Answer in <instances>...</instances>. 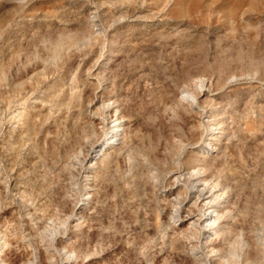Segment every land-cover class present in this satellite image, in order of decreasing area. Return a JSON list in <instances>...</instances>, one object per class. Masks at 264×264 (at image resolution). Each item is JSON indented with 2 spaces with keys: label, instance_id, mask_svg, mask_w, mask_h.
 Wrapping results in <instances>:
<instances>
[{
  "label": "rangeland",
  "instance_id": "obj_1",
  "mask_svg": "<svg viewBox=\"0 0 264 264\" xmlns=\"http://www.w3.org/2000/svg\"><path fill=\"white\" fill-rule=\"evenodd\" d=\"M0 264H264V0H0Z\"/></svg>",
  "mask_w": 264,
  "mask_h": 264
},
{
  "label": "bare ground",
  "instance_id": "obj_2",
  "mask_svg": "<svg viewBox=\"0 0 264 264\" xmlns=\"http://www.w3.org/2000/svg\"><path fill=\"white\" fill-rule=\"evenodd\" d=\"M115 127V128H114ZM113 128L114 129H112V134H113V136L111 137L112 139H113V141H116V139H114L115 137H117V136H119V125H115ZM113 141H110V143L111 142H113ZM207 194V193H206ZM200 196V195H199ZM207 196V195H206ZM209 197V196H208ZM200 198V197H199ZM210 198V197H209ZM205 199V197L203 196L202 197V199H201V202L203 201ZM207 199V198H206ZM198 200V199H197ZM196 200V201H197ZM206 201V200H205ZM205 203V202H204ZM200 204V203H199ZM210 203L208 202V203H205V204H203V205H209ZM211 205V204H210ZM214 206H215V204H214ZM199 207V206H198ZM201 207V206H200ZM211 208L210 207H207L206 209H205V211H203L204 213L203 214H201L200 216H199V220L200 219H202V220H209V217H212V212L213 211H211L210 210ZM214 210H215V208H213ZM203 210V209H202ZM215 212V211H214ZM197 219V218H196ZM198 220V219H197ZM185 221V220H184ZM198 222V221H197ZM201 222V221H200ZM189 223H190V221H189ZM197 224V223H196ZM205 224H206V222H205ZM209 224V223H208ZM204 225V224H203ZM205 226V225H204ZM207 227V229H204L205 230V233L207 234V232H208V229L210 230L211 228H212V226L209 224V225H207L206 226Z\"/></svg>",
  "mask_w": 264,
  "mask_h": 264
}]
</instances>
